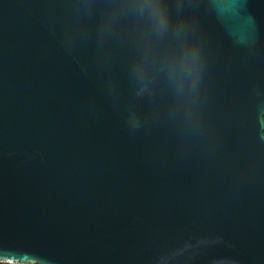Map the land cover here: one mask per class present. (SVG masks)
Returning <instances> with one entry per match:
<instances>
[{
    "label": "water",
    "instance_id": "95a60500",
    "mask_svg": "<svg viewBox=\"0 0 264 264\" xmlns=\"http://www.w3.org/2000/svg\"><path fill=\"white\" fill-rule=\"evenodd\" d=\"M0 260L264 264V0H0Z\"/></svg>",
    "mask_w": 264,
    "mask_h": 264
},
{
    "label": "built area",
    "instance_id": "2783aa9c",
    "mask_svg": "<svg viewBox=\"0 0 264 264\" xmlns=\"http://www.w3.org/2000/svg\"><path fill=\"white\" fill-rule=\"evenodd\" d=\"M0 264H36L34 262H19L10 260H0Z\"/></svg>",
    "mask_w": 264,
    "mask_h": 264
}]
</instances>
